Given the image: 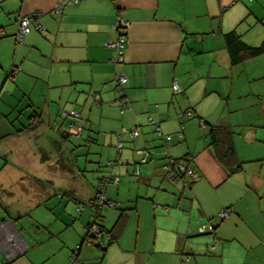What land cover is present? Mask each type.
<instances>
[{
    "label": "crops",
    "instance_id": "0c3cea01",
    "mask_svg": "<svg viewBox=\"0 0 264 264\" xmlns=\"http://www.w3.org/2000/svg\"><path fill=\"white\" fill-rule=\"evenodd\" d=\"M60 3L62 10L53 14L51 10ZM34 11L43 12L44 31L34 29L24 43L17 42L19 18ZM118 16L129 22L124 62L119 65L110 61L115 50L106 45L118 36L114 29ZM0 28L6 33L0 42L14 49L13 62L21 66L15 80L19 84L3 91L11 83L7 77L0 87V264H73L79 243V264H142L137 245L129 249L123 242L133 219L135 236H141L140 202L150 212L148 219L153 216L157 234L168 228L158 225L170 219L166 206L176 205L175 210L184 213L179 206L187 203L186 195L192 196L193 209L201 215L209 217L218 211H207V197L243 168V153L236 146L234 132L240 124L236 119L239 111L264 119V54L233 64L224 35L234 30L247 44L260 45L264 0H0ZM8 66L0 58L6 73ZM118 74L127 77L125 97L131 107L124 112L116 102ZM36 92H43L42 107L33 97ZM18 95L29 96L27 109L13 106ZM61 108L80 112L81 138L86 133L93 142L97 132L102 142L111 146L119 142L115 143V159L108 162V175L89 179L82 170L71 171L64 157L52 159L30 151L29 142L34 141L25 139V134L42 133L44 115L48 122H60L57 113L61 114ZM66 117L63 115V124H73ZM251 125L254 129L248 134L255 137L258 128L264 129V123L260 126L255 119ZM60 126L55 127L56 132L70 135ZM211 126L233 132L235 158L221 159L219 146L211 144ZM136 128L139 134L132 136L130 132ZM180 131L183 137L178 136ZM168 134L171 139L166 145L164 136ZM124 142H131L137 151L146 145L157 149L147 162L139 164L140 154L123 150ZM36 147L45 154V145ZM166 157L187 161L199 174L197 183L188 187L181 180L173 181L163 168ZM138 167L141 178L136 184ZM108 176L119 177L105 190L117 206L101 213V222L115 239L100 255L83 251V227L90 221L87 207L92 208ZM70 200L75 204H69ZM231 200L229 207L235 202ZM233 211L234 220L244 222L245 215L236 208ZM182 225L167 230L171 238L197 232L195 224ZM219 226L201 233L214 235L212 244L209 238L203 239L211 251L225 249V244L217 245L221 241ZM249 232L255 239L243 244L264 246V238L252 229ZM225 237L228 243L239 241L235 235ZM154 238L156 246L157 236ZM185 255L178 264H193L190 255ZM239 264H245L243 258ZM250 264H254L252 260Z\"/></svg>",
    "mask_w": 264,
    "mask_h": 264
},
{
    "label": "rangeland",
    "instance_id": "374dc122",
    "mask_svg": "<svg viewBox=\"0 0 264 264\" xmlns=\"http://www.w3.org/2000/svg\"><path fill=\"white\" fill-rule=\"evenodd\" d=\"M4 39L5 38L3 37L0 39V41ZM13 56L14 49L7 43L0 42L1 61L5 64H9V66L6 68L8 70L7 73L4 72V70L0 67V87L2 84V87L4 86L8 77V81L11 83L7 82L8 88L6 85L3 88V91L7 92L10 91L9 85L11 87L13 84H19L20 82L19 80L15 82L16 78L18 77V73L15 74L14 77H10L11 70L15 64V62H13ZM15 65L21 68L19 64ZM43 86L44 84L41 81L40 87L44 88ZM42 93L43 92H36L33 95V97H35L40 102V107L43 106V100H41ZM18 97L19 98L15 99L13 106L17 105L19 108L25 107L27 109L30 101L29 96L24 98L22 95H18ZM262 102H264V100ZM262 106L263 105L261 103L258 106L260 111ZM63 111H67L68 113H80L75 109L61 108V114L57 113L59 115L57 118L60 119V122L58 123L54 122L53 120L48 122L47 116L44 115V122L42 125L43 132L41 133V131H37L36 135L25 134V139L34 141L29 142L31 146L30 151H35L37 154H40L39 156L44 155L51 157L52 159H54L57 155L61 156L62 158L64 157L65 162L68 164V167L71 171L79 172L82 170L83 174H85L89 179H93L97 175L101 176L105 173H107L105 175H108L110 169L108 162L115 159V146L119 142H115L117 144L114 143L113 146H111L112 144L110 142H102V135H99L97 132H94L93 134V142L88 141L89 139L87 138V134L85 132L83 138L78 137L73 133H70V135L64 137L63 132L55 131V127L61 125L60 127H62V129L70 132V124H63ZM13 112L15 115V110ZM15 116L12 117L15 118ZM66 119H72L71 123H75L74 128L76 130L78 127H82V125L79 123V120L81 119L80 117L68 115ZM236 119L240 124H237L234 128L236 136L235 143L240 153H243V160L241 159L244 161L243 168L241 171L233 174L223 186L214 190L211 195L207 197L206 200L209 201L210 204L207 211L212 213L218 209V211L213 216H203L199 210L195 211V208L193 209L194 203L192 205L190 201L192 196L189 194L186 195L188 201L185 206H179V208H181L184 213L176 211V205L166 206L168 210L167 212L165 210V212H169V214L166 215L170 216V219L159 222L158 225L162 228H168L164 231L159 229L157 234L153 216L148 219V213H150L149 210L144 207L143 202L139 203V206L141 205L140 213L143 217L141 231L139 232L141 236L139 238L135 236L137 232L135 225L136 221L133 219L128 224V230L125 231L126 234L124 233L127 239H125L123 242H126V246L129 247V249H134L135 245H137L138 252L137 250L135 251L139 254V257L142 256V264H178L181 260V257H183L185 254L190 255L193 264H239L240 258L244 259L245 264H250L251 260L254 264H264V246H252L253 244L251 245L242 243L246 240L255 239V236L249 232L250 229L257 232L259 237L264 238V138L261 137L262 131L264 133V129L258 128V136L256 137L253 133L248 134L249 129H254L253 125H251V123L253 124V119L258 120V125L260 126H262V123H264V119H262V116H251V114L244 110L239 111V115ZM99 137L101 139H99ZM40 144L45 145V154H41V152L38 151L36 146ZM123 145V150L133 149V152H137L138 148L135 145H131V142H124ZM156 149L157 148L150 146V151L152 153L155 152ZM75 161L79 163L78 167H76ZM1 165H3V160L0 162V166ZM67 172L69 173V171ZM134 176V181L136 184H138L141 174ZM196 183L197 181L194 184ZM85 199H87V196ZM230 200L235 201L231 207H229L230 204L227 205ZM94 201V203L98 205V201L96 199H94ZM68 203L75 204L73 200L68 201ZM162 205L165 204L162 203ZM80 206L82 205L80 204ZM234 207L245 215L246 219L244 222L240 221L239 219L234 220V211L230 216L222 221V218L219 216L220 212L227 210L228 208H230V210H235ZM108 208L114 210L113 207L104 205L100 209L101 213H103ZM96 209L97 206H93L92 208L87 207V211L90 212V221L92 219V215L94 214V210ZM181 222L185 223L187 227L191 224H195V229L197 232L189 235L188 237L180 239H177V237H175V239L171 238L167 230L170 228H181L183 226V223ZM211 223L216 226L217 224H220L218 229L222 231L221 234L218 233V237L221 241L217 245L225 244L224 251H221L223 248H216L215 250L211 251L210 244H212L214 241V235L201 234L202 232L199 231V228L202 225H209ZM86 225L87 224H85L83 227L84 238ZM229 235L237 236L241 243L238 240L228 243V238L225 236ZM155 236H157L156 246L153 244L155 241ZM206 238H209L208 240L210 241V244H206L207 242L203 240ZM89 241H91L90 236L87 237L85 242L82 244V248L85 246L83 251L86 250L92 253L96 252L101 255L102 250L97 246V243L100 245L106 244L108 241V236L106 233H104L102 238H99L98 240H92L93 243H90ZM236 241L239 242L240 245H238ZM79 245L80 243L74 248V250L77 251ZM219 250L221 252H219ZM185 258H187V256ZM182 264L188 263L183 261Z\"/></svg>",
    "mask_w": 264,
    "mask_h": 264
},
{
    "label": "built area",
    "instance_id": "2783aa9c",
    "mask_svg": "<svg viewBox=\"0 0 264 264\" xmlns=\"http://www.w3.org/2000/svg\"><path fill=\"white\" fill-rule=\"evenodd\" d=\"M75 2H77V0H74ZM62 10V4H58L55 8H53L51 10V12L53 14H57ZM41 11H34L32 13H30L29 15H23L19 18L18 20V29H17V33H16V40L19 43H24L25 37L28 33H30L32 30H38L39 32H43L44 31V26L40 20L41 16H42ZM128 28H129V22L122 16H118L116 22L114 23V29L117 31L118 36L115 40L113 41H109L106 43V45L108 47H111L115 50V55L112 56L110 58V61L114 64H122L124 62V57H125V52H126V47H127V32H128ZM5 31L0 28V39L2 37L5 36ZM20 70L19 67L14 66L11 70V74L10 77H14L15 74L18 73V71ZM127 82V77L123 74H118L116 79H115V88L116 91L118 93V97L116 98V102L119 105V107L121 108V112H124L125 110L130 109L131 107V103L130 101L125 97V89H124V85ZM179 85L177 82L174 83L173 85V89L175 92L178 91ZM64 116H68V115H73L74 117H80V113L78 112H70L68 113L67 111L63 112ZM188 116H191V111H189L187 113ZM70 132L75 134L76 136L80 137L83 131L82 127H78V129L76 130L74 128V124L70 125ZM160 129V128H158ZM125 131V130H123ZM130 134L132 136H137L139 134V130L138 128L132 130L130 132ZM178 136L179 137H183V133L180 131L178 132ZM170 139H171V135H165L164 136V142L166 145L170 144ZM121 146H118V152L120 151ZM138 154H140L141 156V160L139 162V164L147 162L149 157L151 156L152 152L150 151V147L148 145H146L145 148L139 149L137 151ZM138 164V165H139ZM163 168L168 171V172H172V176L173 178L176 180L178 178L181 177V181L185 186H189L192 183L196 182L199 180V174L188 164L187 161L185 160H177L175 158L172 157H166L164 163H163ZM139 167L136 170V174L139 173ZM119 180L118 176H112L111 178H106L104 180V184L102 185V187L100 188L99 192L97 193L96 196V200L98 201V205L99 206H104V205H108L109 207H115L116 206V202L110 200L107 198L106 193H105V185H107L110 182H115L117 183ZM79 209H82V206L79 207ZM232 213V210H230V208H228L227 210H224L222 212H220L219 216L222 219L227 218L228 216H230V214ZM93 217V215H92ZM86 232L88 233V235L90 236L91 240H98L99 238H101L103 236L102 234V229L99 226V224L95 221L94 218H92V223L90 225L86 226ZM214 229V225L211 223L209 225H202L199 228L200 232H207V231H212ZM99 244V243H97ZM79 247V246H78ZM76 255H77V251L75 250V252L72 255V263L73 264H79L77 263L76 260Z\"/></svg>",
    "mask_w": 264,
    "mask_h": 264
},
{
    "label": "trees",
    "instance_id": "16d2710c",
    "mask_svg": "<svg viewBox=\"0 0 264 264\" xmlns=\"http://www.w3.org/2000/svg\"><path fill=\"white\" fill-rule=\"evenodd\" d=\"M224 36L226 39V44H227L228 50L230 52L231 61L233 64H239L248 57H255V56L264 54V40L258 46H251V45L247 44L245 41H243L241 39V36L234 30L226 33ZM210 135H211V142H212L211 144L214 146H217V147L219 146L218 148L222 151L221 159L231 158V157L235 158V150H234V145H233V141H232L233 132L230 131V129H228L226 127L211 126ZM219 136H223V138H221ZM175 159L182 160L179 158H175ZM237 169H239V168H237ZM166 172L171 175V179H173V181H180L181 180V177L175 180L172 176V172H168V171H166ZM111 177L112 176L105 177L102 181L100 188L104 184V180L106 178H111ZM107 185H105V190H106ZM98 192H99V190H98ZM95 199H96V197H95ZM94 202L95 201H93L92 207L97 206V209L94 210V214H93L92 218H94L95 221L101 227L103 236H104V233H106L108 236V241L106 244H104V245L97 244V246L101 250L105 251L107 249L108 245L114 241L115 235L112 233V231L106 230L105 227L103 226V224L101 222L102 221V214L100 211L101 206L96 205ZM116 206H117V204H116ZM91 223H92V219H91V221L88 222L87 225H90ZM87 237H89V235L87 232H85L84 242H85ZM89 242L93 243L92 240ZM80 247L81 246L79 245L77 252L80 250Z\"/></svg>",
    "mask_w": 264,
    "mask_h": 264
}]
</instances>
